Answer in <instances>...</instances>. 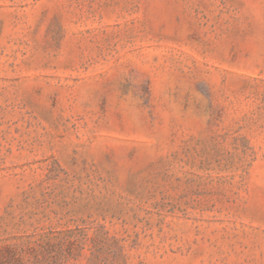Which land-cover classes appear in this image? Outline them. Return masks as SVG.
<instances>
[{
  "label": "rangeland",
  "instance_id": "374dc122",
  "mask_svg": "<svg viewBox=\"0 0 264 264\" xmlns=\"http://www.w3.org/2000/svg\"><path fill=\"white\" fill-rule=\"evenodd\" d=\"M0 264H264V0H0Z\"/></svg>",
  "mask_w": 264,
  "mask_h": 264
}]
</instances>
